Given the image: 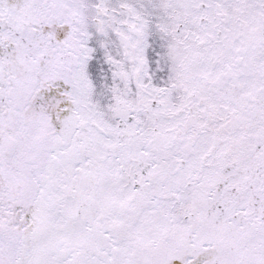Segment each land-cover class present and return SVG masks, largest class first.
Listing matches in <instances>:
<instances>
[{
	"label": "snow or ice",
	"instance_id": "obj_1",
	"mask_svg": "<svg viewBox=\"0 0 264 264\" xmlns=\"http://www.w3.org/2000/svg\"><path fill=\"white\" fill-rule=\"evenodd\" d=\"M0 264H264V0H0Z\"/></svg>",
	"mask_w": 264,
	"mask_h": 264
}]
</instances>
